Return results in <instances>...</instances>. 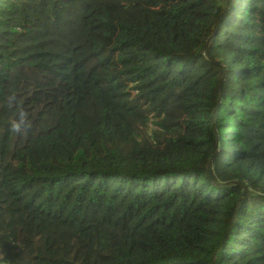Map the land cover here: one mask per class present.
Masks as SVG:
<instances>
[{
  "label": "trees",
  "instance_id": "16d2710c",
  "mask_svg": "<svg viewBox=\"0 0 264 264\" xmlns=\"http://www.w3.org/2000/svg\"><path fill=\"white\" fill-rule=\"evenodd\" d=\"M0 264H264V0H0Z\"/></svg>",
  "mask_w": 264,
  "mask_h": 264
}]
</instances>
